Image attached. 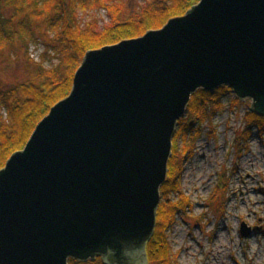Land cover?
Returning <instances> with one entry per match:
<instances>
[{"label":"water","instance_id":"95a60500","mask_svg":"<svg viewBox=\"0 0 264 264\" xmlns=\"http://www.w3.org/2000/svg\"><path fill=\"white\" fill-rule=\"evenodd\" d=\"M225 86L264 115V0H200L161 29L89 51L70 95L0 171V264L109 253L148 264L179 121L199 90Z\"/></svg>","mask_w":264,"mask_h":264},{"label":"rangeland","instance_id":"374dc122","mask_svg":"<svg viewBox=\"0 0 264 264\" xmlns=\"http://www.w3.org/2000/svg\"><path fill=\"white\" fill-rule=\"evenodd\" d=\"M6 1L0 0L2 19H12L15 26L24 18L36 22L26 13L16 14L15 6ZM114 1L124 7L121 16L127 18L148 0ZM87 8L76 13L83 29L89 25L103 29L111 22L106 6L97 3ZM53 35L43 23L32 38L16 39L10 48L0 50V89L32 77L28 59H34L33 53L41 55L39 43L46 49L45 67L59 61L45 41H52ZM236 99L235 93L223 98V110L200 125L190 153L179 143L180 195L171 199L178 202L184 196L190 206L181 210L168 231L178 264H264V141L259 136L240 140L253 101L239 99L234 108ZM242 225L251 230L250 237L241 235Z\"/></svg>","mask_w":264,"mask_h":264},{"label":"trees","instance_id":"16d2710c","mask_svg":"<svg viewBox=\"0 0 264 264\" xmlns=\"http://www.w3.org/2000/svg\"><path fill=\"white\" fill-rule=\"evenodd\" d=\"M199 2L200 0H148L124 18L121 16L124 7L114 0H7L6 3L10 6H15L16 14L26 13L36 22L24 18L15 26L12 19L4 20L0 16V50L10 48L16 39L24 40L25 36L32 38L44 23L47 30L54 34L52 41L45 40L46 45L57 53L59 61L45 67L43 63L38 64L28 59L32 77L9 89H0V171L13 154L25 148L36 127L51 109L70 95L75 74L89 51L133 40L149 31L161 29L171 19L184 16ZM97 3L109 9L111 22L103 29L94 25L83 29L76 19L77 10L88 9V5L89 8L95 7ZM230 93L233 92L226 86L213 92L199 90L192 96L187 116L179 121L173 140V155L169 161L168 179L161 188L157 226L146 245L148 264H178L168 231L181 210H187L190 206L188 198L183 195L178 202L171 199L180 195L178 177L183 169L180 168L178 156L182 147L191 152L193 141L199 135L200 125L223 110V98ZM239 102L236 99L232 107L237 108ZM244 124L241 141L249 142L254 136H259L264 141V115L248 111ZM180 141L182 147L179 145ZM69 264L104 263L98 258L88 261L71 259Z\"/></svg>","mask_w":264,"mask_h":264},{"label":"flooded vegetation","instance_id":"af4514ba","mask_svg":"<svg viewBox=\"0 0 264 264\" xmlns=\"http://www.w3.org/2000/svg\"><path fill=\"white\" fill-rule=\"evenodd\" d=\"M140 246H138V249H140L139 248ZM137 248H132V249H130V250H127L126 252H125V255H126V257L127 258H130V257H132V255H133V253L136 251V250H138ZM130 251V252H129ZM112 253V252H111ZM110 254V253H109ZM109 254L107 255V256H100V257H98V258H100V259H102V261H103V263L104 264H111L110 263V261L108 262V258H109ZM98 258H96V259H98ZM117 264V263H116Z\"/></svg>","mask_w":264,"mask_h":264},{"label":"built area","instance_id":"2783aa9c","mask_svg":"<svg viewBox=\"0 0 264 264\" xmlns=\"http://www.w3.org/2000/svg\"><path fill=\"white\" fill-rule=\"evenodd\" d=\"M32 58H34L36 61H40V56H35L34 53L31 55Z\"/></svg>","mask_w":264,"mask_h":264}]
</instances>
